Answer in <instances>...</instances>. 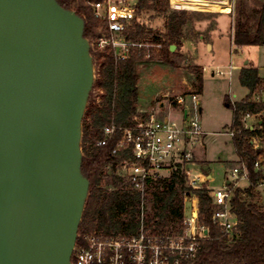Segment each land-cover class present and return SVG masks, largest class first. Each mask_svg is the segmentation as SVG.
Instances as JSON below:
<instances>
[{"label": "water", "instance_id": "1", "mask_svg": "<svg viewBox=\"0 0 264 264\" xmlns=\"http://www.w3.org/2000/svg\"><path fill=\"white\" fill-rule=\"evenodd\" d=\"M94 84L82 16L59 0H0V264H73Z\"/></svg>", "mask_w": 264, "mask_h": 264}, {"label": "trees", "instance_id": "2", "mask_svg": "<svg viewBox=\"0 0 264 264\" xmlns=\"http://www.w3.org/2000/svg\"><path fill=\"white\" fill-rule=\"evenodd\" d=\"M100 0H59L66 8L74 9L85 19V35L97 40L109 34L108 22L95 15L92 3ZM137 17L127 23L126 39L134 42H163L161 57L172 63L171 45L177 49L185 40L184 28L190 20L186 9H172L170 0H137ZM144 11H154L165 18V31L153 33L139 19ZM254 12L257 15L253 26ZM233 44L238 47L264 44V0L250 11L246 0H239V9L233 31ZM146 48L133 47L127 59L117 61L112 46L91 49L97 66V78L91 91L83 119L82 170L90 180V191L79 233L103 230L108 234L135 233L139 227L142 197L131 190L116 174V163L127 157L131 151H114L122 132L110 135L105 145L99 141L106 134L104 127L115 123L129 126L135 123V116L142 119L150 113L139 110V64L145 61ZM197 92L203 91V71L198 75ZM240 85L248 90L241 100L232 101L229 95L225 102L233 110L228 131L233 132L235 152L249 171L248 185L243 187L230 183L233 189V211L240 220V234L229 239L220 233L212 219V196L210 181L200 188L188 185L185 174L187 162H179L168 176L149 183L145 195V221L147 228L155 233H177L182 230L185 215V196L196 195L200 220L208 229V236L202 240L196 257L186 264H264V198L258 183L263 175L256 170L255 162L260 150L255 140L264 142V78L257 67L249 64L240 70ZM98 90L99 100L93 98ZM258 97V98H257ZM257 116V122L247 125V116ZM196 161V160H195ZM197 163V162H196ZM208 164L209 161H205ZM205 174L204 169L197 168ZM79 241V238H78Z\"/></svg>", "mask_w": 264, "mask_h": 264}, {"label": "built area", "instance_id": "3", "mask_svg": "<svg viewBox=\"0 0 264 264\" xmlns=\"http://www.w3.org/2000/svg\"><path fill=\"white\" fill-rule=\"evenodd\" d=\"M136 5L137 0H100L92 3L95 15L106 20L109 28V34L105 33L97 39L98 46H112L117 61L127 59L133 47L146 48V58L162 53L164 45L161 41L134 42L126 39L127 23L137 17ZM229 10L231 11V6ZM191 99L192 107L184 109L182 123L168 116L158 118L151 112L146 119L135 116V123L129 126L112 123L104 127L106 136L99 141L100 145H105L108 137L119 130L122 137L114 151H131L127 157L116 163V174L129 189L139 192L142 197L139 227L135 233L130 234H108L103 230L79 233V241L77 238L72 255L73 264H186L196 257L202 240L208 236V229L200 220L196 195L185 196V215L181 231L155 233L147 228L145 221V195L149 183L168 176L177 163L187 162L184 171L189 186L200 188L210 181L207 174L190 166L195 163L197 146L203 143L205 135L198 120L201 108L197 107V93H192ZM185 101L186 97L179 94L174 96L171 103L179 105ZM250 117L248 115L247 119ZM230 134L233 136V132ZM254 143L260 150L255 167L263 175L258 185L264 198V142L255 140ZM248 177L247 165L240 163L233 168L227 180L238 185L240 179ZM209 187L214 224L229 239L238 236L240 220L233 211V189L227 183L223 188ZM188 201L191 202L189 210L186 205Z\"/></svg>", "mask_w": 264, "mask_h": 264}, {"label": "rangeland", "instance_id": "4", "mask_svg": "<svg viewBox=\"0 0 264 264\" xmlns=\"http://www.w3.org/2000/svg\"><path fill=\"white\" fill-rule=\"evenodd\" d=\"M250 11L261 5L263 0H246ZM231 11L222 8L212 10L200 8L195 3L177 4L170 0L172 9H186L190 20L184 28L185 40L171 55L172 63L161 57L147 58L139 68V110L154 112L158 118L169 117L182 123L184 109L192 107V93H197L198 120L207 132L206 144L198 145L195 163L191 167L202 168L212 175L210 186L223 188L227 177L237 164L236 152L228 125L233 118V110L227 106L225 96L232 101L241 100L248 90L240 85L238 74L246 62L253 63L264 78V44L236 47L233 44L234 24L239 9V0H228ZM253 16L256 26L257 15ZM153 33L165 31V18L154 11H144L139 15ZM91 41V49L98 41ZM95 62V61H94ZM203 71L204 87L197 92L199 73ZM220 71L222 73H220ZM97 66L95 64V81ZM94 89V87H93ZM92 89V90H93ZM182 94L186 97L183 104H172L174 96ZM93 98L99 100L100 93L95 90ZM264 101V92L261 93ZM90 100V97H89ZM88 100V102H89ZM164 103L162 106L161 103ZM247 119V125L251 122ZM254 121V120H253ZM257 142L262 143L261 140ZM205 161H209L205 164ZM197 162V163H196ZM240 186H247L248 180L240 179ZM188 210L191 202L186 203Z\"/></svg>", "mask_w": 264, "mask_h": 264}, {"label": "bare ground", "instance_id": "5", "mask_svg": "<svg viewBox=\"0 0 264 264\" xmlns=\"http://www.w3.org/2000/svg\"><path fill=\"white\" fill-rule=\"evenodd\" d=\"M177 4L181 5L183 3H195L197 5H201L203 8H209V9H214L217 10L218 8H222L224 11H227L230 6L227 2V0H173Z\"/></svg>", "mask_w": 264, "mask_h": 264}, {"label": "crops", "instance_id": "6", "mask_svg": "<svg viewBox=\"0 0 264 264\" xmlns=\"http://www.w3.org/2000/svg\"><path fill=\"white\" fill-rule=\"evenodd\" d=\"M249 64H252L253 66H255L253 63H250V62H246V64H245V66H248ZM242 67H244V66H242ZM241 67V68H242ZM256 67V66H255ZM241 68H240V70H241ZM239 74H240V72H239ZM239 74H238V78H239ZM203 76H204V74H203ZM203 84H204V77H203ZM196 93V92H195ZM161 105L163 106L164 105V103L162 102L161 103ZM201 111H202V109H201ZM250 124L251 125H253V124H255L256 122H257V116H252V117H250ZM254 120V121H253ZM205 131V130H204ZM206 137H207V132L205 131V135H204V140H203V143H202V145H205L206 144ZM236 162H237V164H235V166H237V165H239L241 162L239 161V158H238V156H237V154H236V160H235ZM234 166V167H235ZM208 177L210 178V180H212L213 178H212V175L211 174H208ZM228 178V177H227ZM247 180V179H246ZM226 183H227V180H226ZM209 185H210V183H209ZM239 185V184H238Z\"/></svg>", "mask_w": 264, "mask_h": 264}]
</instances>
